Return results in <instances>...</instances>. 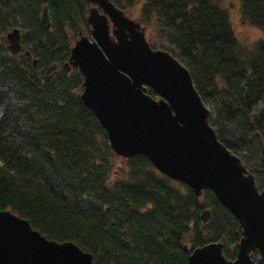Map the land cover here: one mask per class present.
Segmentation results:
<instances>
[{
	"label": "trees",
	"instance_id": "1",
	"mask_svg": "<svg viewBox=\"0 0 264 264\" xmlns=\"http://www.w3.org/2000/svg\"><path fill=\"white\" fill-rule=\"evenodd\" d=\"M112 2L153 25L212 108L217 139L264 190V0H239L241 20L262 34L250 45L214 0ZM43 6L48 29L39 24ZM86 10L84 0H0V36L18 28L24 49L10 54L0 42V209L48 239L74 242L93 264H188L190 251L209 242H221L223 256L233 258L240 229L212 192L196 196L142 155L117 163L82 105V79L63 66L79 33L88 35ZM114 164L121 165L110 179Z\"/></svg>",
	"mask_w": 264,
	"mask_h": 264
},
{
	"label": "water",
	"instance_id": "2",
	"mask_svg": "<svg viewBox=\"0 0 264 264\" xmlns=\"http://www.w3.org/2000/svg\"><path fill=\"white\" fill-rule=\"evenodd\" d=\"M85 1L89 36L79 34L64 68L80 74L79 99L105 131L110 150L123 159L146 157L158 173L198 197L212 192L238 223L234 260L223 257L220 242H209L190 251L188 264H252L253 252L264 262V190L217 139L210 109L186 67L168 52L151 49L144 27L108 0ZM39 23L50 26L45 6ZM0 40L11 54L21 49L17 28ZM199 218L207 222L208 209ZM0 264L93 263L74 242L48 239L26 219L0 209Z\"/></svg>",
	"mask_w": 264,
	"mask_h": 264
},
{
	"label": "rangeland",
	"instance_id": "3",
	"mask_svg": "<svg viewBox=\"0 0 264 264\" xmlns=\"http://www.w3.org/2000/svg\"><path fill=\"white\" fill-rule=\"evenodd\" d=\"M214 1H216L224 10H226L232 30L239 41L250 45L254 40L262 36L261 32L258 29L248 25V23L241 20L240 12H239V0H214ZM128 16L131 17L132 19L137 18L136 12L130 13ZM152 26L153 25H149L148 28H145V38L147 40V43L153 49H160L166 51L165 40L163 38H159L158 35L154 33V29ZM261 107H262L261 104L255 107L254 113H257ZM209 108L211 111H213L210 106ZM226 131L230 133L232 132L235 133L236 132L235 126L233 125L226 126ZM243 154H245L246 156L247 152L244 151ZM119 160L120 157L119 159H117V163ZM120 165L121 164H114L113 169L109 174L110 179L114 178L117 175V171Z\"/></svg>",
	"mask_w": 264,
	"mask_h": 264
},
{
	"label": "flooded vegetation",
	"instance_id": "4",
	"mask_svg": "<svg viewBox=\"0 0 264 264\" xmlns=\"http://www.w3.org/2000/svg\"><path fill=\"white\" fill-rule=\"evenodd\" d=\"M109 1H112V0H109ZM236 255V254H235ZM235 255H234V257L233 258H230V259H228V260H234V258H235ZM251 260H252V264H254V260L251 258ZM261 260V259H260Z\"/></svg>",
	"mask_w": 264,
	"mask_h": 264
}]
</instances>
